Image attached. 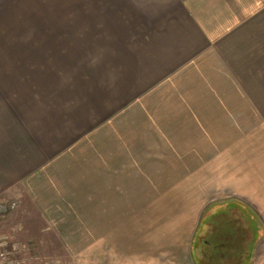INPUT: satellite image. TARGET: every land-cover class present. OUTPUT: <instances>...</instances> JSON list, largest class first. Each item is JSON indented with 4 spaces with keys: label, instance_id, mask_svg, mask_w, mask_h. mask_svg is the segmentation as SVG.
Wrapping results in <instances>:
<instances>
[{
    "label": "crops",
    "instance_id": "1",
    "mask_svg": "<svg viewBox=\"0 0 264 264\" xmlns=\"http://www.w3.org/2000/svg\"><path fill=\"white\" fill-rule=\"evenodd\" d=\"M12 5L28 16L14 28L28 32L29 55L51 63L56 48L72 79L128 96L129 186L149 161L163 176L166 159L184 160L188 170L169 168L176 176L219 177L218 190L242 201L204 216L191 248L198 262L245 264L259 233L249 207L264 192V0H0ZM4 158L0 195L20 182Z\"/></svg>",
    "mask_w": 264,
    "mask_h": 264
},
{
    "label": "rangeland",
    "instance_id": "2",
    "mask_svg": "<svg viewBox=\"0 0 264 264\" xmlns=\"http://www.w3.org/2000/svg\"><path fill=\"white\" fill-rule=\"evenodd\" d=\"M0 12L1 169L11 176L14 165L21 168L20 182L0 195V264H210L192 254L197 227L240 200L218 190L219 177L176 176L169 168H189L184 160L166 159L163 176L152 174L156 161H149L148 174L133 175L129 186L128 96L109 95L117 90L106 80L94 87L72 79L74 68L56 48L51 63L29 55L28 32L14 28L28 16L15 5ZM258 194L260 207L249 210L259 233L245 264H264Z\"/></svg>",
    "mask_w": 264,
    "mask_h": 264
},
{
    "label": "trees",
    "instance_id": "3",
    "mask_svg": "<svg viewBox=\"0 0 264 264\" xmlns=\"http://www.w3.org/2000/svg\"><path fill=\"white\" fill-rule=\"evenodd\" d=\"M197 244H198V243H197V240H195V242H194L195 247H194V248L197 247ZM199 262H200V263H203L202 260H199Z\"/></svg>",
    "mask_w": 264,
    "mask_h": 264
}]
</instances>
